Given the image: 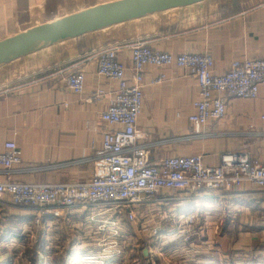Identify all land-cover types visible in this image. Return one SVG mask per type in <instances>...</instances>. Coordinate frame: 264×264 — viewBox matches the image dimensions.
<instances>
[{"label": "crops", "instance_id": "1", "mask_svg": "<svg viewBox=\"0 0 264 264\" xmlns=\"http://www.w3.org/2000/svg\"><path fill=\"white\" fill-rule=\"evenodd\" d=\"M112 1L116 0H0V40ZM138 40L175 54L210 53L214 72L222 74L234 59L264 58V0H203L50 42L0 65V151L14 139L21 149L20 166L33 168L15 179L52 183L92 176L88 158L102 148V134L109 128L101 113L118 89L117 81L98 75L99 53L118 45V59L126 64L127 84L132 85L130 45ZM80 70L85 74L83 94L70 90L65 82L70 72ZM162 74L164 81L156 83ZM99 88L105 91L99 100H85ZM143 92L139 129L150 141L175 140L155 149L152 161L202 154L206 165L217 166L224 153L233 151L264 159V91L255 99L231 98L225 116L202 128L207 136L191 139L182 138L193 132L189 115L199 96L194 75L175 66L147 65ZM179 194L175 192V197ZM157 208L156 216L193 213L204 229L202 238L195 237L193 247L185 251L183 264H264V250L253 249V242L264 237V189L249 184L233 190L203 189L199 199ZM114 216L103 206L62 217L49 214L37 223L35 209L0 201V257L27 256L38 245L44 262L59 254L69 257V264L81 257H98L112 240ZM122 221L126 226L119 240L125 242V254L105 264H129L126 258L134 256L129 245L144 240L134 231L136 225ZM182 236L177 231L165 233L150 248L159 264H171L163 263L162 243L169 244L171 258L178 253L171 246L175 248ZM215 240L216 248L211 247ZM232 243L236 247L226 250ZM143 252V257L151 256L146 248Z\"/></svg>", "mask_w": 264, "mask_h": 264}, {"label": "built area", "instance_id": "2", "mask_svg": "<svg viewBox=\"0 0 264 264\" xmlns=\"http://www.w3.org/2000/svg\"><path fill=\"white\" fill-rule=\"evenodd\" d=\"M132 59V85H128L127 66L118 59V45L104 47L99 53L98 75L118 82L111 101L102 113V121L109 128L102 134V148L96 149L88 160L93 163L92 176L74 182L36 183L20 181L15 175L33 168H22L21 149L14 139L4 143L0 151V199L9 198L14 206L35 209L36 222L49 214L62 217L67 213H84L106 207L114 213L111 219L112 240L95 259L94 264H105L125 254V232L121 219L148 231L156 244L163 235L172 231L162 227L174 225L183 233L184 251L193 247L194 237L203 236L195 214L185 217L163 212L160 221L150 227L141 221V209L169 202L195 200L202 197L203 189L233 190L249 184L264 189V159L253 157L248 151L224 153L217 166L204 163L202 154L169 155L151 160L152 152L174 139L147 140L138 127L144 102V69L147 65L175 66L194 75L199 96L193 102L194 111L189 115L193 132L182 139L205 137L202 128L210 120L222 119L229 100L233 97L255 99L264 91V59H234L222 74L214 72V58L210 53H172L152 48L143 40L130 45ZM165 75L155 82L162 83ZM66 86L75 93L85 91L83 71L70 72ZM105 93L103 88L85 98L94 102ZM264 119V115H262ZM180 193L167 197L165 191ZM148 213V210H146ZM146 216V215H145ZM143 218V217H142ZM118 237V238H116ZM125 240V237H123ZM124 242V243H123ZM86 258V257H84Z\"/></svg>", "mask_w": 264, "mask_h": 264}, {"label": "water", "instance_id": "3", "mask_svg": "<svg viewBox=\"0 0 264 264\" xmlns=\"http://www.w3.org/2000/svg\"><path fill=\"white\" fill-rule=\"evenodd\" d=\"M203 0H116L31 27L0 40V65L50 42Z\"/></svg>", "mask_w": 264, "mask_h": 264}, {"label": "rangeland", "instance_id": "4", "mask_svg": "<svg viewBox=\"0 0 264 264\" xmlns=\"http://www.w3.org/2000/svg\"><path fill=\"white\" fill-rule=\"evenodd\" d=\"M165 192H166L165 193V196H167V197H175V192L174 191H171L170 190V191H165ZM8 200H9L8 197L7 198H4L3 197V198L0 199V201L5 202V205L12 204ZM177 203H180V202H177ZM157 206L158 205H152L149 208L141 209V212H142L141 221L143 219H148L149 222L147 221V223H149V226L150 227L153 225V223H156V222H159L160 221V216H158V215L156 216L155 215V213H158L159 212V209L158 208L156 209ZM146 210H148V213H146ZM160 211H162V210H160ZM153 216H154V220H151V219H153ZM196 219H197V217H196ZM175 226H176V224H174L173 226L172 225L165 224L162 227L167 228L168 229L167 231H169V232L173 230V231H177V233H180L182 235L183 233L179 230V228H176ZM137 227L138 226H136V228H135L134 231H136L137 234L139 232L140 233L139 236H143L144 237V240L142 241V240L136 239L137 241L135 240L136 242L133 243L134 245H137L136 248H132V245L133 244L129 245L130 249L134 251V252H132V253H134V256L133 257L131 256L130 258H126L128 260V263L129 264H141V263L143 264L144 262L145 263L147 262L148 264H159L158 259L155 257V254H154L155 252L154 251H151V249H150V248H154V246H156L157 244H155L153 242L154 239L152 237H150V235L148 234V231H144L143 229L137 230L138 228L140 229V227H138V228ZM196 238L201 239L202 238V235L197 236ZM176 242H179V243H176ZM176 242H174V243H176L177 246L175 248L173 246H171V250L172 251H178L177 254L174 253L178 257L174 256V254H173L171 258L167 256V255H169V252L168 251L170 250L169 244H167L165 242L162 243L161 247L163 248L164 255H165V257L162 256L163 263H167L168 262V263H171V264H174V263H176V264H183L182 262H184V260H185V258H184L185 256L184 255L186 254V252L183 250V247L185 245L182 244V240L181 239L177 240ZM212 242L213 243L211 244L212 245L211 247L216 248L217 245H218L217 242H216V240L215 241H212ZM253 244H255L253 246V249H255V250H264V237H263V240H261V241L259 240L257 243L253 242ZM164 245H165V247H163ZM232 247L235 248L236 246H234L233 243H232V245L229 248L226 247V250H229L230 251V250L234 249ZM144 248H146V253H147V251L150 252V255L151 256L143 257V255H144V252H143L144 251ZM173 248H174V250H173ZM165 251H167V252H165ZM30 254H31V252L27 256H13V257H11L10 255H7L6 257H0V258H2V260L0 261V264H32L31 258H30ZM188 255H189V253H188ZM83 258L84 257H81L80 258V261H78L79 264H94V262H91V261H94L95 260V259H92V258H94L93 255L92 256L91 255L90 256H87L84 259ZM257 258L260 259L259 257H257ZM117 260H120V259H117ZM76 263H77V260H76V262L74 264H76Z\"/></svg>", "mask_w": 264, "mask_h": 264}, {"label": "trees", "instance_id": "5", "mask_svg": "<svg viewBox=\"0 0 264 264\" xmlns=\"http://www.w3.org/2000/svg\"><path fill=\"white\" fill-rule=\"evenodd\" d=\"M179 240V239H177ZM42 249V247H40V245L37 246V248H33V249H29L28 252L30 254V258H31V262L32 264H69V260L70 258L65 256V255H62V254H59V255H56L52 258V261H48V262H43V257H41L40 255V250ZM28 253V255H29ZM78 264V262L76 263ZM143 264H146L145 262Z\"/></svg>", "mask_w": 264, "mask_h": 264}, {"label": "bare ground", "instance_id": "6", "mask_svg": "<svg viewBox=\"0 0 264 264\" xmlns=\"http://www.w3.org/2000/svg\"><path fill=\"white\" fill-rule=\"evenodd\" d=\"M84 259V258H83Z\"/></svg>", "mask_w": 264, "mask_h": 264}]
</instances>
